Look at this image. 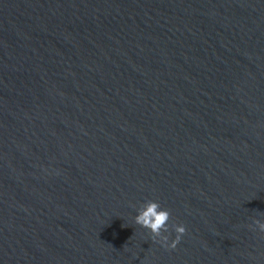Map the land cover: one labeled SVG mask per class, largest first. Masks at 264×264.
I'll return each instance as SVG.
<instances>
[{"label":"water","instance_id":"water-1","mask_svg":"<svg viewBox=\"0 0 264 264\" xmlns=\"http://www.w3.org/2000/svg\"><path fill=\"white\" fill-rule=\"evenodd\" d=\"M255 219L264 0H0V264H264Z\"/></svg>","mask_w":264,"mask_h":264},{"label":"clouds","instance_id":"clouds-1","mask_svg":"<svg viewBox=\"0 0 264 264\" xmlns=\"http://www.w3.org/2000/svg\"><path fill=\"white\" fill-rule=\"evenodd\" d=\"M136 211L135 224L149 230L152 241L158 242L163 247L175 249L188 231L183 223H170L171 211L163 207L158 200H147ZM249 227L253 231L258 229L259 232L264 233V221L261 219H255ZM172 232L175 233L174 239H171Z\"/></svg>","mask_w":264,"mask_h":264}]
</instances>
